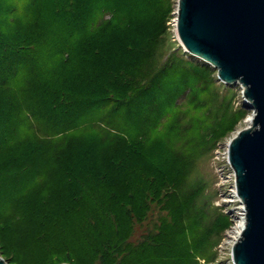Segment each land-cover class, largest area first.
Here are the masks:
<instances>
[{
  "label": "rangeland",
  "instance_id": "374dc122",
  "mask_svg": "<svg viewBox=\"0 0 264 264\" xmlns=\"http://www.w3.org/2000/svg\"><path fill=\"white\" fill-rule=\"evenodd\" d=\"M176 9L177 0H127V22L108 32L109 56L85 64L96 74L92 86L109 97L114 88L131 95L125 118H115L127 153L103 124L54 134L46 153L18 140L0 153V257L7 264H232L244 217L227 149L253 109L240 84L221 82L215 68L182 49ZM123 60L143 80L108 75ZM171 64L185 81L166 108L161 79L152 76ZM11 94L29 104L41 97L37 81ZM25 117L0 119V131Z\"/></svg>",
  "mask_w": 264,
  "mask_h": 264
},
{
  "label": "trees",
  "instance_id": "16d2710c",
  "mask_svg": "<svg viewBox=\"0 0 264 264\" xmlns=\"http://www.w3.org/2000/svg\"><path fill=\"white\" fill-rule=\"evenodd\" d=\"M126 3L127 0H0V96L7 95L0 107V119H16L26 112L25 118L16 120L17 128L0 131V153L7 152L17 140L23 145L27 141L31 153H42L45 140L54 134L92 131L98 124L107 126L110 140L122 141L124 148L119 153H127V133L115 118H125L131 95L127 97L126 91L114 88L109 97L107 91L92 86L95 71L84 68L91 60L109 56L108 32L127 22L122 12ZM147 55L153 53L147 51ZM108 71V75L113 71L116 80L126 83L143 80L124 60ZM178 72L171 64L152 76L156 81L161 79L159 85L164 92L160 96L165 94L166 108L177 96L173 87L185 81ZM33 81L39 84L40 98L29 104L13 97L14 89L21 92L22 86H31ZM83 85V90L75 87ZM153 85L154 81L149 83V87ZM85 104L87 107H82ZM106 108L103 114H95ZM25 126L29 131L22 130ZM108 164L121 167L114 161Z\"/></svg>",
  "mask_w": 264,
  "mask_h": 264
},
{
  "label": "water",
  "instance_id": "95a60500",
  "mask_svg": "<svg viewBox=\"0 0 264 264\" xmlns=\"http://www.w3.org/2000/svg\"><path fill=\"white\" fill-rule=\"evenodd\" d=\"M175 29L182 49L215 68L221 82L240 84L253 109L249 126L228 142L244 217L231 260L264 264V0H177ZM0 264L7 263L0 257Z\"/></svg>",
  "mask_w": 264,
  "mask_h": 264
},
{
  "label": "bare ground",
  "instance_id": "6f19581e",
  "mask_svg": "<svg viewBox=\"0 0 264 264\" xmlns=\"http://www.w3.org/2000/svg\"><path fill=\"white\" fill-rule=\"evenodd\" d=\"M242 208V207H241ZM242 224H243V222H242ZM242 224L240 225V228H239V230L242 228ZM244 226V225H243Z\"/></svg>",
  "mask_w": 264,
  "mask_h": 264
}]
</instances>
